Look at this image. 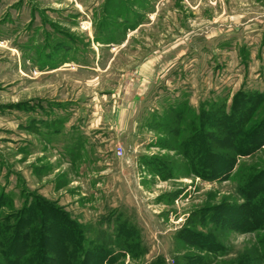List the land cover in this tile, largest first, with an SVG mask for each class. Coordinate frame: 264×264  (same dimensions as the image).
I'll return each instance as SVG.
<instances>
[{"label": "rangeland", "instance_id": "1", "mask_svg": "<svg viewBox=\"0 0 264 264\" xmlns=\"http://www.w3.org/2000/svg\"><path fill=\"white\" fill-rule=\"evenodd\" d=\"M60 38L81 52L61 51ZM44 45L50 60L33 55ZM242 88L264 91V0H0V189L13 200L0 208V226L38 228L23 225L31 200L50 252L61 227L46 208L80 228L86 249L109 228L105 219L127 218L147 253L116 264H264V223L250 233L238 223L252 182L260 191L251 206L264 215V144L233 154L228 133L205 126L197 136L208 153L192 145L187 154L160 125L179 102H229ZM22 104L41 109L22 113ZM50 114L65 123L47 136ZM255 114L249 130L264 103ZM231 154L228 173L196 172L197 157L213 172ZM141 158L167 165L171 179Z\"/></svg>", "mask_w": 264, "mask_h": 264}, {"label": "trees", "instance_id": "2", "mask_svg": "<svg viewBox=\"0 0 264 264\" xmlns=\"http://www.w3.org/2000/svg\"><path fill=\"white\" fill-rule=\"evenodd\" d=\"M45 65L46 63L44 62V66ZM262 103H264V91L245 90L242 88L233 94L229 102H227V100H222L218 103L208 101L200 104L197 109L192 108L187 101L179 102L168 109L169 115L161 120L160 125L161 127L165 126L169 133H175L176 136H174V138H176L178 143L183 142V148L187 154L191 153L192 148L190 147L192 145L197 153H208L210 148L209 146L207 147L204 142V140L208 142L206 136H203V133L201 136H197L199 133L201 134L200 131L202 130L200 127L205 126H209L211 129H215L216 126L223 132L228 133V135H226L228 140L223 138V141H228L230 143L228 150L233 154L235 152L239 154H243L244 152L251 153L254 149H258L264 144V136H254V132L260 129V125L264 124V115L259 119L256 118L262 122L258 123L256 121L254 125H258L255 128L253 127L254 129L249 130V128H247L251 118L256 115V110ZM38 106V109H41V106ZM56 107H61V105ZM0 109L1 111L3 110L2 108ZM33 109H35V107L28 104L19 105V111L32 112ZM31 122L33 131L39 133V125L32 120ZM64 123L65 120L63 121L61 119L45 123L44 126L47 136L58 133L59 128ZM243 148L246 150L242 152L241 150ZM233 154L225 158V163L218 168H214L213 172L204 169L209 167L204 166L206 163H202L204 161L202 157H199L202 162H200L197 157L194 160L196 172L200 176L201 174L208 176L211 173L215 176V173L223 171L221 174L224 175L234 166L235 158ZM197 156L200 155L197 154ZM141 162L151 167L150 172L152 174L158 175L162 179H171L172 169L167 165L164 166L162 164L163 167H156L154 164L152 165V159L150 160L148 158H141ZM159 169H161L162 172H160ZM161 173H163V175ZM253 184L257 183L252 182L250 185L247 184L243 187L246 196H241L244 203L240 209L245 211L241 220L238 222L242 223V231L248 233L259 230V228H261L260 226L264 223V215L259 213L256 206H251L253 201L259 204L256 200V196L259 195L258 193L260 190L253 189ZM12 201L11 196L7 195L1 188L0 208L12 204ZM30 201L24 206V208H26L25 213H27L28 221L26 220L23 225H26L29 229L35 222L39 223L40 226L38 228H33L32 231L23 230L24 226L21 224L18 226L20 220L12 226H0V248H3L1 249L3 251H9L6 260L7 264H116L119 258L126 255H129L130 258L136 255L138 257H144L147 253V249L142 244V238L138 228L121 214L111 215L109 218L105 219L102 223L108 222L109 228L104 229L106 231H101V239L99 242L91 241L89 244L90 247L86 249V243L82 237L80 228L46 208L45 210H41L49 214L48 221H57L58 225L61 227L59 228L60 235L58 241L60 244H52L51 247L54 248L56 252H50L45 246L46 239L43 235V224L46 225L47 222L42 216L40 220L35 221V212L33 211L36 209V205L32 204ZM4 224L8 225L5 222ZM61 230H63V232H61ZM209 247L214 254L219 255L218 244L213 242ZM48 252L55 253L56 257H47L46 254ZM150 264L165 263L163 258H157L151 261Z\"/></svg>", "mask_w": 264, "mask_h": 264}, {"label": "crops", "instance_id": "3", "mask_svg": "<svg viewBox=\"0 0 264 264\" xmlns=\"http://www.w3.org/2000/svg\"><path fill=\"white\" fill-rule=\"evenodd\" d=\"M22 4V1H18V2H16L15 4H14V6L13 7H16V8H20L19 6H23V4ZM64 38H60V40L58 41V42H56L55 44L56 45H60V50L61 51H63V49L64 50H69L70 52H71V50L73 51V52H77L78 54L81 52V49L80 48H74V47H68V45H70V42L68 41V40H66V41H68V43L67 42H65V40H63ZM36 43V41L34 42V44ZM31 44H33V43H31ZM30 44V46H29V48H28V50H30L31 49V47H32V45ZM74 45H77V44H79V43H76V42H74L73 43ZM29 45V44H28ZM80 45V44H79ZM50 47L51 46H49V47H46V45H44L43 46V48H39L38 50H36L35 51V53L33 54V55H35L36 53H38L39 51H41L42 53H43V57H44V59L45 58H50L49 56V53H50ZM65 47V48H64ZM44 48H45V50H44ZM67 48V49H66ZM50 60V59H49ZM73 64H79V61H78V59H73ZM64 63V62H63ZM38 65V64H37ZM36 66V65H35ZM39 66L40 65H38L37 66V71H39ZM44 65H41L40 67H43ZM45 66H47V64L45 65ZM39 108V106H37L35 109H33L32 110V112L33 113H35V112H39L38 109ZM22 113H24L23 111H21ZM38 119L39 118H33L32 120H35V122H38ZM51 119H52V121H54L55 120V118L53 117V116H51V114L49 115V119H48V122H51Z\"/></svg>", "mask_w": 264, "mask_h": 264}, {"label": "built area", "instance_id": "4", "mask_svg": "<svg viewBox=\"0 0 264 264\" xmlns=\"http://www.w3.org/2000/svg\"><path fill=\"white\" fill-rule=\"evenodd\" d=\"M119 155H121V151H120V154Z\"/></svg>", "mask_w": 264, "mask_h": 264}]
</instances>
